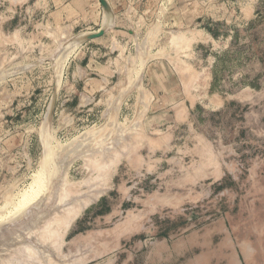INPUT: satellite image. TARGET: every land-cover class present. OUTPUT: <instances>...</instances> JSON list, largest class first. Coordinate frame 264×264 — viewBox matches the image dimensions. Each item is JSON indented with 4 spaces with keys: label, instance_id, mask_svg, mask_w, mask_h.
Instances as JSON below:
<instances>
[{
    "label": "rangeland",
    "instance_id": "374dc122",
    "mask_svg": "<svg viewBox=\"0 0 264 264\" xmlns=\"http://www.w3.org/2000/svg\"><path fill=\"white\" fill-rule=\"evenodd\" d=\"M111 1L0 0V264H264V0Z\"/></svg>",
    "mask_w": 264,
    "mask_h": 264
},
{
    "label": "bare ground",
    "instance_id": "6f19581e",
    "mask_svg": "<svg viewBox=\"0 0 264 264\" xmlns=\"http://www.w3.org/2000/svg\"><path fill=\"white\" fill-rule=\"evenodd\" d=\"M106 10H110V7H104ZM111 17V16H110ZM107 19V18H106ZM111 23V20L110 22ZM106 29V28H104ZM101 30V29H99ZM98 30V31H99ZM96 31V32H98ZM91 33H95V32H90L88 34H85L84 37H86L87 35L91 34ZM71 50V49H70ZM65 55V54H64ZM63 55V56H64ZM66 56V55H65ZM64 59H62V61L64 60L65 61V57H63ZM60 60H58L59 62ZM60 62V67L61 68V65L63 62ZM62 69V68H61ZM67 148V147H66ZM61 149V148H60ZM50 152V151H49ZM83 152V151H82ZM67 157V156H66ZM50 158V156H49ZM48 159V158H46ZM50 161V159H48ZM47 160V162H49ZM46 162V163H47ZM67 162V161H66ZM64 164V163H63ZM58 174V173H57ZM44 182H45V177L43 175H40L38 173L35 174V177L33 178V181L29 184V187H27V189L22 192V194L20 195L19 197V200H17V205H16V208L15 210L17 211V208H20L21 210V207H26V209L28 208L29 205L33 204L34 202H36L37 198V195L39 194V192H42L41 190L43 189L44 187ZM99 185V184H98ZM97 190V189H96ZM20 194V193H19ZM40 196V195H39ZM85 200L82 202V204H84ZM82 204H80L82 206ZM15 206V204H14ZM23 209V208H22ZM24 209V211L26 210ZM16 219V218H15ZM54 222V221H53ZM45 227V226H44ZM45 231V230H44ZM25 240V239H24ZM53 243V242H52ZM49 244V243H48ZM40 254V253H39ZM32 258V257H31ZM53 259V258H52ZM57 260V259H56ZM24 263V262H23ZM31 263V262H30Z\"/></svg>",
    "mask_w": 264,
    "mask_h": 264
},
{
    "label": "water",
    "instance_id": "95a60500",
    "mask_svg": "<svg viewBox=\"0 0 264 264\" xmlns=\"http://www.w3.org/2000/svg\"><path fill=\"white\" fill-rule=\"evenodd\" d=\"M100 2L102 3L103 7H110L108 0H100ZM105 31H106V29L101 28V30H99L98 32L91 33V34L87 35L86 38L87 39H93V38L100 37L105 33Z\"/></svg>",
    "mask_w": 264,
    "mask_h": 264
},
{
    "label": "crops",
    "instance_id": "0c3cea01",
    "mask_svg": "<svg viewBox=\"0 0 264 264\" xmlns=\"http://www.w3.org/2000/svg\"><path fill=\"white\" fill-rule=\"evenodd\" d=\"M20 1H21V0H20ZM108 2L110 3L111 7L114 6L113 1L108 0ZM99 29H100V28H99ZM99 29H97V30H99ZM97 30H96V31H97ZM94 31H95V30H94ZM97 38H100V37H97Z\"/></svg>",
    "mask_w": 264,
    "mask_h": 264
}]
</instances>
